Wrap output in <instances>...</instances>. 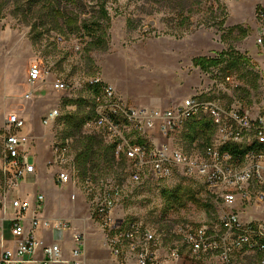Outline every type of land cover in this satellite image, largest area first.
I'll return each mask as SVG.
<instances>
[{
	"label": "rangeland",
	"instance_id": "rangeland-1",
	"mask_svg": "<svg viewBox=\"0 0 264 264\" xmlns=\"http://www.w3.org/2000/svg\"><path fill=\"white\" fill-rule=\"evenodd\" d=\"M26 1L0 0V196L5 191L6 180L10 181L3 171L4 141L8 133L16 132L12 125H7L8 115L18 113L29 128L35 130V125L38 126L41 138L37 152L41 146L50 148L54 143L60 144L63 126L58 122L47 128L43 118L55 108L59 109V118L77 110L78 106L69 101H78L89 111L87 101L92 96L88 81L95 77L112 85L118 98L134 108L161 109L194 96L214 99L227 106L238 104L253 111L264 110V74L257 62L264 53V42L258 43L264 27V0H184L182 5L172 0H80V11L63 8L69 20L76 17L82 25L90 15L94 17L91 21L100 17L104 7L108 18L101 19L105 32L102 45L92 42L90 36L68 31L64 19L58 20L57 24L62 25L54 30L33 32L37 18L33 13H24ZM83 5L87 12L82 10ZM183 16L191 18L187 25L182 21ZM226 50L244 54L251 63L236 67L222 64L208 70L196 65L197 58H215ZM34 65L49 74L45 84L27 98ZM55 78L65 81L69 89H56ZM26 126L21 134L26 132ZM192 134L187 127L174 135L171 142L194 153L215 140V131L207 139L193 140L189 138L195 137ZM138 140L152 145L159 143L157 136L151 138L146 134ZM31 151L26 149L28 154ZM30 161H35L33 156ZM107 174L103 177L105 183L121 185L115 216L118 225L124 224L122 220L140 221L162 240L166 249L181 244L189 228L219 224L223 202L209 191L201 176H186L178 170L170 178L156 179L147 169L135 181L131 171L117 176L120 179ZM55 177V169L47 168L44 183L48 192L57 188ZM18 185V193L24 186L34 187L26 177ZM44 189L37 188L35 194ZM70 192L77 196L73 200L77 213L87 216L104 191L101 185L88 194L80 183L71 187ZM174 193L179 199L172 196ZM247 205L245 218L264 220V205L255 195ZM231 255L234 264H258L259 256L252 251L232 250ZM200 259L221 264L217 253H200Z\"/></svg>",
	"mask_w": 264,
	"mask_h": 264
},
{
	"label": "built area",
	"instance_id": "built-area-1",
	"mask_svg": "<svg viewBox=\"0 0 264 264\" xmlns=\"http://www.w3.org/2000/svg\"><path fill=\"white\" fill-rule=\"evenodd\" d=\"M263 42L264 27L258 38V43ZM48 74L49 71L39 65L32 66L31 90L27 98L45 84ZM88 82L98 84L100 92L95 96V115L86 126L102 131L115 145V155L129 160L126 172H132L133 180L139 181L147 169L156 179L170 178L179 170L186 176L203 177L209 191L223 202L224 210L217 227L203 225L187 229L182 243L171 247L169 255L179 259L183 247H188L196 257L191 264H217L202 261L200 253H217L221 264H234L232 250H249L259 256L258 264H264V220L245 218L247 202L253 195L264 205V110L253 111L238 104L227 106L214 99L194 96L166 108H134L119 99L116 89L100 78ZM53 85L56 89H69V85L59 78H55ZM59 116L58 108L50 110L43 118L44 126L53 128ZM204 117L214 126L215 140L202 151L190 153L171 142L172 137L187 128L191 121ZM7 125H12L16 132L8 133L4 141L3 171L10 176V181L6 180L5 191L0 196V264H87L83 233L74 232L76 245L70 257L64 256L59 242L49 243L37 236L41 228L59 232L70 230L71 224L67 220L43 218L36 211L26 227V213L31 202L17 196V190L18 181L36 170L26 152L31 137L21 134L26 120L18 113L8 115ZM145 134L151 138L157 136L159 143L152 145L149 141H139L138 137ZM52 150L54 155L48 164L56 169V182L61 186L79 185L74 157L68 147L54 143ZM101 185L104 192L89 213V219L103 224L104 243L118 264H156L162 240L140 221L121 219L124 224L119 226L115 216L121 185L103 180L95 185L87 180L83 186L90 194ZM71 198L76 199V195ZM37 199L40 209L44 194H39ZM8 207L16 213L10 215ZM233 207L243 210L233 211L230 209ZM125 245L135 256L133 262L124 257Z\"/></svg>",
	"mask_w": 264,
	"mask_h": 264
},
{
	"label": "trees",
	"instance_id": "trees-1",
	"mask_svg": "<svg viewBox=\"0 0 264 264\" xmlns=\"http://www.w3.org/2000/svg\"><path fill=\"white\" fill-rule=\"evenodd\" d=\"M26 2L24 13L35 14L36 20L39 22L37 23V21H35L32 25L33 32L35 29L44 30L43 32H45L46 29L54 30L58 25H62L57 24L58 20L64 19V27L67 28L68 31L90 36L92 42H95L97 45H102L104 40V21L101 22V19L108 18V12L104 7L100 11L101 16L96 18L95 21H91L94 17L90 15V17L83 21L82 25H79L76 17L72 16L73 20H69L70 16L63 11V8L65 7L66 10L70 8L80 11V0H27ZM171 2L182 5L185 1L172 0ZM219 7H221V5H219ZM82 8L84 12H87L84 5ZM186 8H184V10H186ZM47 16L50 18L49 20H45ZM190 19V17L183 16L182 21L184 25H187ZM99 32L101 34H99ZM40 34H42V32H40ZM91 45L92 43H90V46ZM195 62L196 65L200 66L203 70H208L217 68L222 64L232 67H236L240 64H250L251 59L244 54L226 50L222 51L218 57H201L197 58ZM88 88L92 96V98L87 101V106L91 107L89 111L82 107L80 102L69 101L68 103L78 106L77 110L62 115V117L58 118L56 123L59 122V124L63 126L60 144L67 146L70 154L74 157L77 177L80 183L84 185L88 180L90 183L97 185L101 180H104V174L107 173H111L107 175L120 179L117 176L126 174V167L129 160L125 157L118 158L115 155V145L107 140L102 131L94 127L86 126L87 122L95 115V96L100 92L98 84H88ZM91 101L92 103L94 102V104L90 103ZM188 127L191 128V131L195 134V137H189L193 138V140L196 137H206L207 139L208 135L214 131V126L207 117L201 120L191 121ZM172 196L176 200L179 199V195L176 193ZM189 198H192L191 200H193L194 203L200 205L197 199L192 196H189Z\"/></svg>",
	"mask_w": 264,
	"mask_h": 264
},
{
	"label": "crops",
	"instance_id": "crops-1",
	"mask_svg": "<svg viewBox=\"0 0 264 264\" xmlns=\"http://www.w3.org/2000/svg\"><path fill=\"white\" fill-rule=\"evenodd\" d=\"M259 55V54H258ZM260 56V57H259ZM258 56V65L260 70L264 74V53ZM27 125V124H26ZM27 130L23 134H28L31 138L26 147L29 152L31 148L30 156H33L34 163L36 165L35 172L27 173L26 178L27 182L32 183L34 187H23L17 196H20L22 199H27L31 202V208L26 213L28 220L25 222L26 227H29V218L32 217L33 213L37 211V214L40 217L47 218L50 220L64 219L71 224V228L65 232H59L54 230H47L41 228L37 231L38 238H45L47 242H59L62 245L64 256L70 257L72 249L75 247L76 242L74 240V232H81L85 236V253H86V262L87 264H118V260L114 257L110 249L104 243V235L101 222L90 220L89 214L87 216H81L77 213V207L74 203L71 196L70 188L76 187L73 184H67L64 186L59 185L56 182V187H53V192H48L46 188V181L44 179L45 174L47 173V168L52 166L48 164V161L53 157L52 147L41 146L39 147V152H37L38 140L40 136L38 133V126L35 125V130L31 127L26 126ZM37 131V134H36ZM156 134L161 139L159 130L156 131ZM55 169L54 167H52ZM39 172V173H37ZM56 173V169H55ZM24 177V178H25ZM45 182V183H44ZM45 188L44 191L40 190L35 194L37 188ZM69 190V191H67ZM44 193L45 199L41 202V207L38 209V195ZM14 195V194H13ZM76 195V194H75ZM16 196V195H15ZM77 197V196H76ZM8 212L10 215H14L16 212L13 208L8 207ZM13 245L15 242H11ZM125 253L124 257L126 260L133 262L135 256L131 255L127 245L124 246ZM158 260L156 264H191L196 257L191 252L188 247L183 248L182 257L175 259L169 255V249H166L162 245L158 250ZM61 264V263H57Z\"/></svg>",
	"mask_w": 264,
	"mask_h": 264
}]
</instances>
